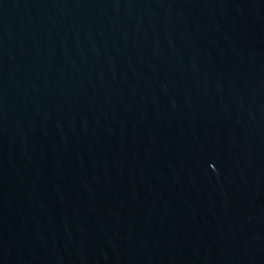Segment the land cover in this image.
Returning <instances> with one entry per match:
<instances>
[{"label": "water", "instance_id": "water-1", "mask_svg": "<svg viewBox=\"0 0 264 264\" xmlns=\"http://www.w3.org/2000/svg\"><path fill=\"white\" fill-rule=\"evenodd\" d=\"M0 264H264V0H0Z\"/></svg>", "mask_w": 264, "mask_h": 264}]
</instances>
